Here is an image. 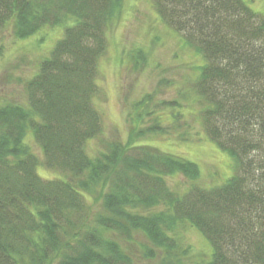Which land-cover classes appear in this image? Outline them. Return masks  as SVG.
<instances>
[{
    "label": "trees",
    "instance_id": "trees-1",
    "mask_svg": "<svg viewBox=\"0 0 264 264\" xmlns=\"http://www.w3.org/2000/svg\"><path fill=\"white\" fill-rule=\"evenodd\" d=\"M121 1L0 0V33L13 23L17 42L61 30L22 103H0V264H133L121 235L140 230L168 252L186 223L210 245L200 264H264V16L242 0H151L162 23L202 56L192 80L200 120L232 163L230 177L203 187L192 183L195 163L139 146L149 131L171 135L160 121L125 142L101 138L99 60ZM177 174L191 184L171 186L167 177Z\"/></svg>",
    "mask_w": 264,
    "mask_h": 264
},
{
    "label": "rangeland",
    "instance_id": "rangeland-1",
    "mask_svg": "<svg viewBox=\"0 0 264 264\" xmlns=\"http://www.w3.org/2000/svg\"><path fill=\"white\" fill-rule=\"evenodd\" d=\"M242 2L264 16V0ZM60 31V28H44L35 38L17 42L12 36L13 23L2 29L1 104L22 103L26 81L61 37ZM106 38V51L99 60L97 98L94 99L104 125L101 138L125 142L138 128L160 121L161 128H168L171 135L149 131L150 135L137 139L139 146L178 155L195 163L199 177L192 183L203 187L218 185L230 177L231 160L205 137L199 116L204 103L192 80L203 63L202 56L185 46L181 35L162 23L151 0H122L119 12L106 27ZM179 136L187 140L178 141ZM26 142L29 151L41 160L42 152L32 136L26 138ZM96 144V139L92 140L88 149L92 151ZM38 173L45 178L54 176L42 167L38 168ZM167 180L176 189L191 184L180 174L167 177ZM89 203L91 212H97V204L93 200ZM175 231L179 238L177 246L168 252L155 248L140 230L131 229L129 235H121L117 242L133 264H200L209 259L210 245L196 228L186 223Z\"/></svg>",
    "mask_w": 264,
    "mask_h": 264
}]
</instances>
